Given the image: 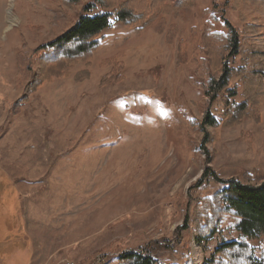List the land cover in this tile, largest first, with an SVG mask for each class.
Returning <instances> with one entry per match:
<instances>
[{
  "label": "rangeland",
  "instance_id": "rangeland-1",
  "mask_svg": "<svg viewBox=\"0 0 264 264\" xmlns=\"http://www.w3.org/2000/svg\"><path fill=\"white\" fill-rule=\"evenodd\" d=\"M91 1L0 0V264L19 248L22 264H117L140 249L161 264H202L219 244L242 239L229 215L194 236L196 207L222 188L214 179L264 183V100L235 117L243 84L234 75L218 84L243 50L211 64L204 35L226 34V22L242 37L256 22L264 40V10L189 0L174 11L177 0H166L168 13L144 29L112 17L87 62L67 65L13 108L37 70L33 51ZM113 64L121 81L101 86ZM245 242L260 259L264 237Z\"/></svg>",
  "mask_w": 264,
  "mask_h": 264
},
{
  "label": "trees",
  "instance_id": "trees-1",
  "mask_svg": "<svg viewBox=\"0 0 264 264\" xmlns=\"http://www.w3.org/2000/svg\"><path fill=\"white\" fill-rule=\"evenodd\" d=\"M166 0H124L116 4V0H92L84 5V13L78 16L76 22L52 42L35 49L31 55L32 66L37 70L24 88V96L13 104V108L24 104L26 95L33 93L44 81L63 74L64 68L75 62H87L100 46V35L111 25V18L125 28L144 29L156 19L159 13L167 14ZM253 5H261L264 10V0H248ZM254 2V3H253ZM190 6L189 0H177L172 8ZM97 10L93 15L88 12ZM227 33L207 30L204 38L209 41L210 52L207 51L208 61L219 64L221 57L234 49L240 54L243 50L241 65L224 73L219 85L225 87L228 75L237 76L244 86L245 98L239 104H230L237 115L247 116L249 106L254 105L255 99L264 100V51L259 49L264 40L260 38V27L256 22L245 23L242 37H239L228 23L225 22ZM203 38V43H207ZM244 45L246 47H244ZM20 60V59H19ZM21 63L30 64V55ZM122 65L113 64L108 75L100 82L101 86L108 83L120 82ZM228 96L235 97V90L226 89ZM256 95V96H255ZM228 108V104L226 106ZM210 125H214L210 120ZM205 143V142H203ZM214 179V174H211ZM222 188L210 198H204L195 209L192 224L197 240L207 236L213 229V222L223 215L235 219V229L242 239L221 243L202 264H264V250L260 259L253 256V249L245 240H256L264 237V183L259 185L242 184L236 179H214ZM245 239V240H244ZM13 243L12 240L9 241ZM7 245L6 249H9ZM4 249V250H6ZM21 250V252L19 251ZM17 258L8 253V264H22L27 258L26 250L19 248ZM10 252V251H9ZM16 252V251H15ZM26 253V254H25ZM16 261V262H15ZM117 264H161L144 249L126 251L118 256Z\"/></svg>",
  "mask_w": 264,
  "mask_h": 264
}]
</instances>
